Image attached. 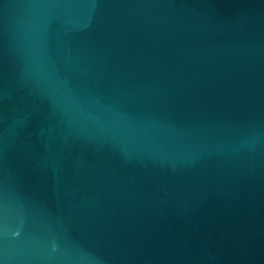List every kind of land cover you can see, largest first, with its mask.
I'll return each mask as SVG.
<instances>
[{
	"label": "water",
	"instance_id": "obj_1",
	"mask_svg": "<svg viewBox=\"0 0 264 264\" xmlns=\"http://www.w3.org/2000/svg\"><path fill=\"white\" fill-rule=\"evenodd\" d=\"M0 264H264V0H0Z\"/></svg>",
	"mask_w": 264,
	"mask_h": 264
}]
</instances>
